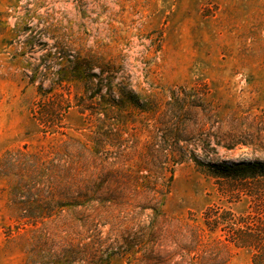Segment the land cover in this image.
Segmentation results:
<instances>
[{
  "label": "trees",
  "instance_id": "16d2710c",
  "mask_svg": "<svg viewBox=\"0 0 264 264\" xmlns=\"http://www.w3.org/2000/svg\"><path fill=\"white\" fill-rule=\"evenodd\" d=\"M7 29L0 20V35L11 31L14 39L32 26L21 19ZM20 42L22 79L36 88L33 119L47 132L66 134L75 107L93 123L91 140L69 138L80 145L77 155L54 154L19 185L18 225L30 227L29 248H36L30 260L51 248V264H109L118 257L126 264H226L224 244H233L264 264V162L204 164L186 147L181 119L197 105L196 88L171 89V110L160 113L158 100L138 93L120 64L58 39L53 28L42 26ZM188 159L210 166L225 181L218 188L226 202L246 199V208L213 204L201 226L175 222L164 205L174 166Z\"/></svg>",
  "mask_w": 264,
  "mask_h": 264
},
{
  "label": "rangeland",
  "instance_id": "374dc122",
  "mask_svg": "<svg viewBox=\"0 0 264 264\" xmlns=\"http://www.w3.org/2000/svg\"><path fill=\"white\" fill-rule=\"evenodd\" d=\"M21 19L31 32L0 35V264H51V248L29 258L36 248H29L30 227L18 225V188L54 154L77 155L80 145L69 138L92 139L93 123L75 107L66 134L45 131L31 116L36 88L22 79L16 53L42 26L120 64L138 93L158 100L160 113L171 110V89L196 88L197 105L183 115L181 134L204 164L264 162V0H0L7 30ZM224 182L210 166L185 160L174 166L164 210L175 222L200 226L210 205L243 211L246 199L229 204L220 194ZM224 245L226 264H253L249 249Z\"/></svg>",
  "mask_w": 264,
  "mask_h": 264
}]
</instances>
